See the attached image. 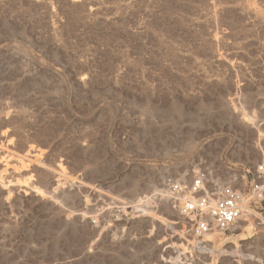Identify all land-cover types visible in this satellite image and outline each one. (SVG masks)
I'll list each match as a JSON object with an SVG mask.
<instances>
[{"label":"rangeland","instance_id":"rangeland-1","mask_svg":"<svg viewBox=\"0 0 264 264\" xmlns=\"http://www.w3.org/2000/svg\"><path fill=\"white\" fill-rule=\"evenodd\" d=\"M261 119L264 0H0V264H264L150 198Z\"/></svg>","mask_w":264,"mask_h":264},{"label":"built area","instance_id":"built-area-1","mask_svg":"<svg viewBox=\"0 0 264 264\" xmlns=\"http://www.w3.org/2000/svg\"><path fill=\"white\" fill-rule=\"evenodd\" d=\"M202 165L197 160L194 169L182 177L164 176L160 188L150 196L154 201H164L185 220L197 240L211 233L231 232L239 223L254 219L264 203V163L254 169L250 182L240 176L225 183ZM111 203L128 218L130 213L125 211L131 209L129 202L112 199ZM98 216H93V226H97Z\"/></svg>","mask_w":264,"mask_h":264},{"label":"crops","instance_id":"crops-1","mask_svg":"<svg viewBox=\"0 0 264 264\" xmlns=\"http://www.w3.org/2000/svg\"><path fill=\"white\" fill-rule=\"evenodd\" d=\"M252 129L255 130L256 137L252 138L250 142H237L235 140V144L231 145L223 138H216L220 141H213L212 146L205 148L195 157L208 162L211 161L209 165L212 170H210L221 183H225L228 178H239L240 176L246 177L247 182H250L254 169L264 163V119L259 120ZM219 152L222 164H219L215 156H212L219 154ZM219 174L228 177L226 179L220 178ZM262 204L264 205V203ZM262 204L260 208H262Z\"/></svg>","mask_w":264,"mask_h":264},{"label":"bare ground","instance_id":"bare-ground-1","mask_svg":"<svg viewBox=\"0 0 264 264\" xmlns=\"http://www.w3.org/2000/svg\"><path fill=\"white\" fill-rule=\"evenodd\" d=\"M111 201H112V199H111ZM129 204H130V202H129ZM131 205V204H130ZM137 205V204H136ZM135 208V207H134ZM146 211V210H145ZM145 211H144V213H145ZM140 212V211H139ZM146 214H148V213H146ZM249 221V220H248ZM247 222V221H246ZM249 227V225L247 226V228ZM248 230V229H247ZM209 235H215V233H211V234H209ZM208 236V235H207ZM210 237H207V240H205L204 241V243H208V242H210Z\"/></svg>","mask_w":264,"mask_h":264}]
</instances>
